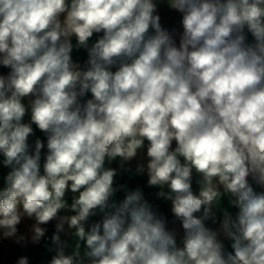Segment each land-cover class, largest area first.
I'll return each instance as SVG.
<instances>
[{
    "label": "clouds",
    "instance_id": "obj_1",
    "mask_svg": "<svg viewBox=\"0 0 264 264\" xmlns=\"http://www.w3.org/2000/svg\"><path fill=\"white\" fill-rule=\"evenodd\" d=\"M0 264H264V0H0Z\"/></svg>",
    "mask_w": 264,
    "mask_h": 264
},
{
    "label": "crops",
    "instance_id": "obj_2",
    "mask_svg": "<svg viewBox=\"0 0 264 264\" xmlns=\"http://www.w3.org/2000/svg\"><path fill=\"white\" fill-rule=\"evenodd\" d=\"M14 254H17V250L10 249V253H9L8 257H10L11 255H14ZM31 254L33 255L34 259H36L37 261L43 259V257L41 256V252H40L39 249L31 250Z\"/></svg>",
    "mask_w": 264,
    "mask_h": 264
},
{
    "label": "trees",
    "instance_id": "obj_3",
    "mask_svg": "<svg viewBox=\"0 0 264 264\" xmlns=\"http://www.w3.org/2000/svg\"><path fill=\"white\" fill-rule=\"evenodd\" d=\"M9 253H10V250H8L7 252H6V258L8 257V255H9Z\"/></svg>",
    "mask_w": 264,
    "mask_h": 264
}]
</instances>
